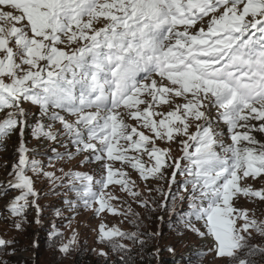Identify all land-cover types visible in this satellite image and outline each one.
Segmentation results:
<instances>
[{"label":"snow or ice","instance_id":"obj_1","mask_svg":"<svg viewBox=\"0 0 264 264\" xmlns=\"http://www.w3.org/2000/svg\"><path fill=\"white\" fill-rule=\"evenodd\" d=\"M26 132L52 145L48 167L82 156L99 171H46L36 157L47 153L30 149ZM255 133L264 134V0H0V148L19 136L7 181L18 194L4 212L17 231L30 207L41 223L34 184L44 177L74 194L64 201L71 219H100L96 242L118 258L92 249L104 264H132L122 241L143 248L160 235L142 231L133 203L196 234L201 261L264 264ZM106 215L135 231L109 227ZM50 237L64 257L80 249L76 229L65 241L53 225ZM15 243L0 236V254Z\"/></svg>","mask_w":264,"mask_h":264},{"label":"rangeland","instance_id":"obj_2","mask_svg":"<svg viewBox=\"0 0 264 264\" xmlns=\"http://www.w3.org/2000/svg\"><path fill=\"white\" fill-rule=\"evenodd\" d=\"M258 139L264 140V134L255 133ZM25 139L27 142V146L33 150H39L42 152H46L47 155L37 156V159H40L45 166L46 171H56V174L59 176L61 173L58 171L59 168H64L65 171L69 169L76 170V171H86L89 173H96L99 171L98 165L96 163H89V164H81V160L83 159L82 156H77L73 160L68 161L60 160V161H52L53 167H48L49 160L48 157L52 155L50 149L52 147L51 144H42L36 139L32 138L29 132H26ZM19 145V136L13 135L12 138L7 142V147L0 148V184H3L4 187L0 192V236H3L6 239H14L16 243L8 249V264H37V251H36V244L40 240L39 229L36 228L35 222L36 220V210L33 207H30L27 210V216H29V221L31 225L28 227L24 225L22 231H17L11 220L6 218L7 213L4 212V206L8 199L11 196L18 194L14 190L7 187V181L11 178L9 176V172L12 171V165L18 159L17 148ZM58 150L63 151L60 145H55ZM163 146V145H162ZM174 155H180L179 151H175ZM29 175H32L29 173ZM135 175V174H134ZM139 183V181H138ZM155 183L153 182V187H155ZM35 188L41 193V202L40 205H47L51 206L53 203L49 204L50 198L56 199L57 196H64L68 192L67 190L64 191L63 188H56L54 189L53 186L48 182V180L44 177H40L39 179L35 180L34 184ZM143 189V184L140 185ZM264 185L256 184L255 187H261ZM166 187V185H165ZM50 195H47V194ZM147 194V193H145ZM153 196L158 197V194L153 192ZM74 198V194H73ZM39 201V200H38ZM129 203L131 200L129 198ZM55 204V203H54ZM241 207L246 208H253L257 207V204H253L248 202L244 199H241ZM132 207L140 212L141 214L146 211V209L140 208L135 203L132 204ZM260 208L264 209V204L259 205ZM43 209V207H42ZM42 213V211H41ZM50 214V211H48ZM70 217L65 219L63 222L62 231L64 232L66 240L69 238L72 229H76L79 232V240L87 239L90 244L95 246V241L97 240V232L94 229H98L100 224V219L95 218L92 216L90 212H84L83 210H79V215H76L75 219H71L73 216V212L69 211ZM41 215V214H40ZM164 215L165 213L161 212L158 216ZM41 220L42 217L40 216ZM45 224L47 227H52L54 225V221H52L49 217L44 219ZM71 220V224L69 221ZM123 217H114L110 215L105 216L104 222L108 224L109 227L116 225L120 227L122 230L127 229V220H124L123 223L121 221ZM191 234L185 237H175L174 239L168 240L164 245L166 247H170L172 251H169L171 258H183L190 254L198 253V250L203 249L206 247L205 242L202 241L196 234L190 232ZM14 249V251H13ZM208 264H219V261L213 260L211 255H208Z\"/></svg>","mask_w":264,"mask_h":264},{"label":"trees","instance_id":"obj_3","mask_svg":"<svg viewBox=\"0 0 264 264\" xmlns=\"http://www.w3.org/2000/svg\"><path fill=\"white\" fill-rule=\"evenodd\" d=\"M66 191V188H63ZM67 194L64 196H57L56 199L50 198L49 204L53 203L51 206L41 205L43 207L42 213H40L42 220L40 224H35L36 228L39 229L40 240L36 244L37 251V264H104L102 258L98 257L92 249L104 248L105 251H109L111 255V259L113 261H117V256L112 255L110 249L107 248L106 245L98 244L95 241V246L90 244L87 239L80 240L81 246L80 249L74 252L69 257L62 256L57 250L58 245L60 243L59 240H53L50 237V233L53 231L52 227H47L45 224L46 217H49L52 221H54V225L62 231L63 222L65 219L70 217L69 208L64 203L65 199H73L72 192H66ZM47 195H50L49 193ZM40 198H42L40 196ZM41 202L39 199L38 203ZM55 203V204H54ZM62 212V216H57V210ZM186 210V205L183 209ZM50 211V214L48 213ZM161 211H157L154 213H150L147 210L142 213L143 227L142 231L147 232H159L160 235L157 238H148L146 245L141 248L139 245H133L131 241H122V243L127 244L131 249V255L133 257L132 264H208V257H204L203 260L198 259V255L190 254L183 258H171L169 254V248L164 245L168 240L174 239L175 237H185L190 232L185 231L182 235L179 234L174 226L175 217H172L173 226L169 225L170 217L165 214L164 221L161 222L157 217ZM29 216H27V222L25 225L28 227L31 225L29 221ZM125 231H135L132 224L127 222V229ZM64 233V232H63ZM64 239L66 241L65 235ZM259 243V239L257 240ZM157 248H159V253L157 254ZM8 252V250H7ZM0 260H5L8 262V254L3 253L0 254Z\"/></svg>","mask_w":264,"mask_h":264},{"label":"bare ground","instance_id":"obj_4","mask_svg":"<svg viewBox=\"0 0 264 264\" xmlns=\"http://www.w3.org/2000/svg\"><path fill=\"white\" fill-rule=\"evenodd\" d=\"M262 136H264V135H262Z\"/></svg>","mask_w":264,"mask_h":264}]
</instances>
